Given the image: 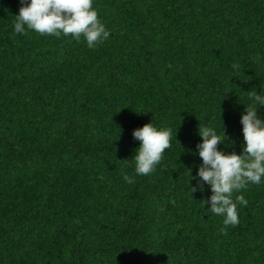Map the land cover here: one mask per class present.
<instances>
[{"label":"trees","instance_id":"obj_1","mask_svg":"<svg viewBox=\"0 0 264 264\" xmlns=\"http://www.w3.org/2000/svg\"><path fill=\"white\" fill-rule=\"evenodd\" d=\"M20 7L0 0V264H264V181L235 194L233 227L187 175L198 128H224L225 153L244 146L264 0H94L110 31L94 48L15 34ZM150 122L172 146L138 176L132 132Z\"/></svg>","mask_w":264,"mask_h":264},{"label":"clouds","instance_id":"obj_2","mask_svg":"<svg viewBox=\"0 0 264 264\" xmlns=\"http://www.w3.org/2000/svg\"><path fill=\"white\" fill-rule=\"evenodd\" d=\"M20 4L13 25L15 34L24 35L27 31H34L57 38H82L88 48L109 39L110 31L99 19L93 7L94 0H20ZM259 106H264V95L255 91L240 117L244 146L239 154L218 150L217 145L227 147L234 141L226 144L228 138L224 128L221 135L215 128L207 126L198 128L201 142L196 145L197 152L188 150L189 154H198L202 161L195 176L190 175V169H187L190 180H197L189 189L194 193L203 192L205 184L209 187L211 195L203 200L204 206L208 205L204 213L222 217L225 226H237L239 206L247 205L243 195L235 194L250 184L260 185L264 181V118L258 114ZM132 136L139 141V147L131 158L134 173L148 176L161 162L165 150L171 148L172 131L157 128L150 122L134 129ZM123 179L132 182L128 175Z\"/></svg>","mask_w":264,"mask_h":264}]
</instances>
